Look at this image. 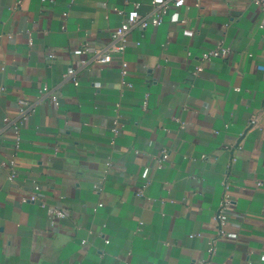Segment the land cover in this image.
Instances as JSON below:
<instances>
[{"label": "crops", "instance_id": "0c3cea01", "mask_svg": "<svg viewBox=\"0 0 264 264\" xmlns=\"http://www.w3.org/2000/svg\"><path fill=\"white\" fill-rule=\"evenodd\" d=\"M137 1L150 11V0ZM130 6L0 0V160L14 152L18 100L37 101L44 86L62 94L58 106L39 100L21 123L15 178L0 169V264H264V11L251 0H185L160 25L131 29V86L117 59L62 83L87 34L106 43L123 19L113 7ZM218 40L230 56L202 61ZM162 149L170 156L157 168ZM234 153L237 214L208 254ZM51 204L67 212L55 227Z\"/></svg>", "mask_w": 264, "mask_h": 264}, {"label": "built area", "instance_id": "2783aa9c", "mask_svg": "<svg viewBox=\"0 0 264 264\" xmlns=\"http://www.w3.org/2000/svg\"><path fill=\"white\" fill-rule=\"evenodd\" d=\"M125 3H129L131 6L127 10L119 9L117 7H113V10L118 14L122 15L123 19L121 23L114 27L109 34V40L104 44L97 45L93 40L89 38V34H87L86 39L80 44V54L77 60L76 66H70L66 70V72L62 75L61 81L64 82H72L74 85L79 83V79L77 77V70L83 67H90L91 65H106L112 62L113 59H117L120 65V73L122 76L123 84L127 86H131L129 82H127L124 78L128 73V63L124 58V52L127 45L130 42V31L132 28H136L139 31H143L148 26H158L163 21L168 12L169 6H181L185 3V0H150V11L145 14H141L139 12L140 2L137 0H123ZM255 6L264 11V0H251ZM64 16L67 15V12L62 13ZM29 44H31V39H29ZM231 48L228 45H225L222 40H218L215 45L207 52L203 53L201 56V60H211V59H227L230 56ZM53 53H49L48 57H53ZM203 70L201 65L195 67L192 70V74L196 75ZM95 85H99L97 82ZM238 90V87H235ZM48 99L53 106H58L62 100V94L60 91L52 88H48L46 86L39 89L38 100L34 102H29L25 99H19L18 104V112L17 115L10 122L12 123L13 130L15 132V138L13 143L14 152L7 160H0V169L7 168L8 169V178L10 180L14 179L16 176V151L19 148V144L21 141L20 129L21 123L27 116L33 111L35 104L39 102L41 99ZM147 104V93L142 100V108H146ZM118 107V104H116ZM249 126L256 127L258 126V120L256 115H252L249 120ZM113 131L118 132L116 128ZM242 146L240 144L236 145V150L238 152L241 151ZM170 152L166 149H162L158 157L156 158V167H163L164 163L169 159ZM238 157V153H234L231 155L230 160L227 164V168L225 171V177L221 181L222 184V194L220 198V202L218 208L212 215V227L214 229V233L212 237L209 239L207 252L208 254H212L216 247V240L219 237L225 236L228 233L227 227L230 221V218L237 214L236 212V201L229 192L230 183L227 180V177L230 174V169L233 166L235 160ZM201 158H205V155H201ZM149 183V179H147L144 183L146 185ZM261 181H257V185H261ZM38 188L37 186H35ZM93 188L97 193H101L103 190V184L100 181H97L93 184ZM136 194L140 197L144 196L143 186L136 187ZM38 197L33 194L29 197L25 198L30 200H36ZM103 201H99L97 205L94 207L102 206ZM66 209L58 204H51L47 206V220L48 225L50 227H55L58 221L64 217H66ZM200 233H193L191 236L199 235ZM84 241H82L83 243ZM105 242H108V239H105ZM195 264H206V261L201 259L198 260Z\"/></svg>", "mask_w": 264, "mask_h": 264}]
</instances>
